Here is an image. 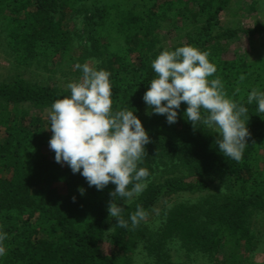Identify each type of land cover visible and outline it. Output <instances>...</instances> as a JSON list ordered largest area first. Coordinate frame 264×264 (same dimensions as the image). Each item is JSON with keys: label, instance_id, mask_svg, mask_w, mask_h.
<instances>
[{"label": "trees", "instance_id": "obj_1", "mask_svg": "<svg viewBox=\"0 0 264 264\" xmlns=\"http://www.w3.org/2000/svg\"><path fill=\"white\" fill-rule=\"evenodd\" d=\"M84 1L0 0V33H4L17 63L27 66L39 59L54 63L56 58L67 55L71 38L62 22L66 15L81 13L87 6ZM91 1L97 20L86 17L94 24L93 33L80 46L84 45L88 53L85 58L98 62L96 68L111 73L113 110L134 111L150 137L146 156L138 165L149 170L147 188L128 202L127 198L114 197L115 203H126L122 218L128 227H119L116 220L108 237L107 253L104 243L111 225L108 206L113 201L110 193L115 191V185L109 183L98 191L66 164L56 163L49 147L53 135L50 123L39 114L29 118L20 107L31 104L42 112L56 100L70 96V90L31 84L20 78L0 83V226L7 233V252L0 264H133V247L139 245L152 252L149 258L155 263L171 264L161 247L165 239L173 236L193 246L201 243L205 251L217 248L221 242L228 246L237 245L242 238L249 240L245 227L248 212L250 208H264V166L259 168L254 157L264 145V113L257 111L255 102L249 104L247 96L253 89L264 91V56L252 62L208 57L217 68L209 80L219 77L226 96L248 110L244 119L250 136L240 161L219 152L218 132L202 124L194 129L187 118L179 116L176 123L169 125L164 115L146 114L151 110H143V96L156 77L152 61L166 49L157 47L154 35L160 19L168 12L174 17L186 15L188 3L195 1L191 23L202 18L206 23L202 29L210 28L217 26L219 14L232 0ZM240 10L239 6L237 12ZM238 33L251 40L264 34V25L216 30V35L207 41L223 36L233 40ZM204 44L198 49L206 50ZM186 107L181 104L183 112ZM168 165L170 169L181 166L191 175L211 179L206 183L204 179L188 181L164 175L155 183L157 169ZM214 178L223 179L238 191L219 207H213L207 215L209 221H198L200 214L195 213L194 205L180 204L162 216L163 223L156 233L149 232L142 222L133 227L130 217L138 206L148 215L161 199L203 192ZM138 228L147 233L134 234ZM154 239L161 241L155 246Z\"/></svg>", "mask_w": 264, "mask_h": 264}, {"label": "clouds", "instance_id": "obj_2", "mask_svg": "<svg viewBox=\"0 0 264 264\" xmlns=\"http://www.w3.org/2000/svg\"><path fill=\"white\" fill-rule=\"evenodd\" d=\"M209 55L190 45L160 52L151 64L156 77L143 96L151 108V113L146 114L164 115L171 125L177 122L178 110L184 103V118L193 128L202 124L218 132L219 152L240 161L250 136L244 119L248 110L226 96L219 77L209 80L217 71ZM76 67L82 71V80L69 83L70 96L56 100L49 111V129L53 133L49 147L55 153V162L66 164L73 174L79 173L89 187L101 191L109 183L115 185L108 213L119 227L127 228L123 210L114 197L130 200L147 188L149 170L138 165L151 140L134 111L113 110L110 72L87 62ZM247 101L255 102L257 111L264 113V91L251 90ZM146 216L138 206L130 217L133 227ZM6 239L7 233L0 226V258L7 252Z\"/></svg>", "mask_w": 264, "mask_h": 264}, {"label": "rangeland", "instance_id": "obj_3", "mask_svg": "<svg viewBox=\"0 0 264 264\" xmlns=\"http://www.w3.org/2000/svg\"><path fill=\"white\" fill-rule=\"evenodd\" d=\"M102 3V0H99ZM187 1V0H184ZM91 0H85L84 5H87L82 12L77 14L66 15L63 20V27L70 32L71 45L70 52L62 58L52 63L49 60H37L30 65H19L15 59L14 54L10 52L6 45L4 33H0V83L10 82L14 78H20L31 84L51 86L56 88H66L71 82H80L82 80V71L76 65H83L86 62L91 66L96 67L97 61L88 59V53L84 52V43L87 36L92 35L94 24L91 19L86 17H93L97 20L95 6ZM92 4V5H90ZM190 9H187L186 15L182 17H174L173 13L168 12L166 17L159 21V28L154 35L158 41L157 47L173 48L175 46L190 45L198 49L203 45L210 53L209 57L214 59H245L248 62L255 61L257 58L264 56V34L255 35L251 40L241 33L236 34L235 39L228 36H223L218 39H212L216 34V30L220 29H234L252 28L258 24L264 25V0H232L226 11L219 14V23L211 25L210 28L202 29L205 26V21L202 18H197L195 23L190 21V13L196 8L195 1L188 3ZM241 7L240 12H237L238 7ZM100 7V5L98 6ZM3 27H0V32ZM207 41V42H206ZM198 42L197 44H194ZM95 60V56H91ZM22 110L27 111L28 117L41 115L43 119L49 121L50 109H45L40 112L31 104H24L20 106ZM143 110L148 112L151 110L147 105ZM183 108L178 110V116L184 118ZM187 117H185L186 119ZM211 131L216 132L211 129ZM258 167L264 166V145L258 149L257 155ZM170 165L162 166L157 169L154 182H158L164 175L177 176L188 181L204 179L207 183L211 179L210 176L196 177L183 167L174 166L170 169ZM168 171V174L166 173ZM238 191L237 187H232L223 179L214 178V183L208 185L205 191H198L196 193H180L161 199L156 203L151 213L146 216L141 222L147 227V230L152 233L159 231L162 221V216H166L169 211L175 209L180 204L194 205L195 213L200 215L198 221H209L207 216L209 212H213V207H219L225 201V198ZM207 197V199H205ZM211 198V199H209ZM133 199L127 200L131 201ZM123 210L126 203H117ZM202 209V210H201ZM110 217L111 225L106 233V240L104 249L108 253L109 234L113 229L116 219ZM245 227L249 230V240L241 239L238 244H229L228 246L221 242L217 248L211 251H205L200 248L201 243L193 246L186 243L179 236H173L165 239L164 246L161 249L166 253L168 261L171 264H264V208H250L246 217ZM139 230V231H137ZM146 231H141L139 228L135 229L134 234L142 235ZM147 233V232H146ZM160 239H154V245L160 242ZM231 247V248H230ZM230 248V250H228ZM148 250H143V246L138 248L133 247L131 257L133 264H157L154 259L149 258ZM159 254V252L157 253ZM155 255V254H154ZM166 263V262H165Z\"/></svg>", "mask_w": 264, "mask_h": 264}]
</instances>
